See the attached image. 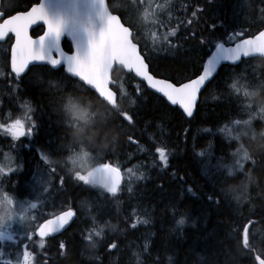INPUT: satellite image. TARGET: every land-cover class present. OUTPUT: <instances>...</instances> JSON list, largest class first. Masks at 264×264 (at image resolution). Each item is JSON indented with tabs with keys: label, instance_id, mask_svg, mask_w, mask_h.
<instances>
[{
	"label": "trees",
	"instance_id": "16d2710c",
	"mask_svg": "<svg viewBox=\"0 0 264 264\" xmlns=\"http://www.w3.org/2000/svg\"><path fill=\"white\" fill-rule=\"evenodd\" d=\"M34 1L10 0L16 10L27 9ZM178 2L172 9L174 13L158 11L156 7L153 12L148 9L150 15L146 18L144 6L139 8L131 0H108L112 11L132 26L135 33L138 27L134 22L138 16L147 23L159 25L149 29L150 39L172 45L174 49L150 54L140 35L137 39L151 72L161 78L174 77L173 82L197 74L206 53L216 42L230 43L228 37L236 31L246 29L256 33L258 28L264 27V14H261L264 0ZM195 5L203 9L199 12L198 23L196 21V38H191L189 29L193 30L188 28L179 43H168L172 38L169 35L171 27L185 21ZM154 12L156 19H153ZM162 16H167V21ZM152 30L165 38L153 40ZM201 38L212 43L201 45ZM65 48L69 50L66 43ZM8 49L9 46L0 45V70L3 72L0 118L5 116L6 109L14 113L29 112L37 119L39 128L33 135L38 145L36 149H40L39 145L45 146L54 162L49 166L40 154L35 153L33 157L26 146L23 153L15 151L0 134V163L9 154L15 159L12 168L20 169L18 160L27 165L25 170L0 177V188L24 196L34 168L42 165L49 172L53 167L56 172L47 181L48 195H52L59 209L72 207L77 211V216L62 233L46 238L45 249L41 250L38 243L33 245L31 242V250L42 253L47 264H156V261L159 264H259L257 255L264 261V140L251 134L244 135L243 124L234 128L239 139L228 136L223 130L257 111L260 118L252 123L259 127L261 122L264 126L261 119L264 111H259L261 104L258 101L262 93L255 97L253 104L245 103L246 100L235 94L231 84L244 77V66L250 64L253 69L249 78L264 79L263 58L252 57L237 65H223L208 90L202 92L190 118L121 68L113 72L119 85V88L115 87L118 94L115 107L65 72L56 77L63 79V83L51 78L53 82L48 92L35 83L37 76L49 79L44 73L23 75L19 84H7L5 76H13ZM244 78L252 84L249 78ZM227 87L231 88V93ZM123 90L127 93L125 99ZM70 99L88 108L92 122L82 131L75 130L65 115L64 108ZM27 103L31 105L19 107ZM127 113L133 115L134 124L126 123L122 118ZM83 144L85 150L97 153L95 160L100 159L101 164L113 163L126 168L140 160L143 165L140 179L130 188L121 184L116 190L90 185L77 169L66 165L65 155ZM158 147L167 152L166 168L153 154ZM142 149L153 155L154 162L143 161L141 154L132 156L133 151L138 153ZM243 149L248 152L247 157H243ZM201 152L206 155L200 156ZM21 187L25 189L24 193L20 191ZM173 205L178 209L174 210ZM135 210L144 214L135 213ZM181 218L185 220L184 225L178 223ZM138 219H147L149 223L132 228ZM61 242L65 244L62 252ZM112 243L115 248L110 247ZM0 248V264H8L13 252L3 248L1 241Z\"/></svg>",
	"mask_w": 264,
	"mask_h": 264
},
{
	"label": "snow or ice",
	"instance_id": "6c2138e0",
	"mask_svg": "<svg viewBox=\"0 0 264 264\" xmlns=\"http://www.w3.org/2000/svg\"><path fill=\"white\" fill-rule=\"evenodd\" d=\"M145 2L152 8L150 0H139V7H143ZM99 5L101 7V18L106 19L105 27L98 35L94 32L90 33L86 51L82 50L80 44L76 41L75 34H71L66 41V46L69 48V51L66 52L64 47H62V40L66 37L65 24L62 20L53 19L48 14L44 0H35V6H30V10L25 9L24 11L14 9L10 0L7 3L5 0H0V40L7 38L15 41L14 46L10 50L11 73L14 81H17L22 75L30 76L34 72L44 73L49 79L46 80L41 76H37L35 83L48 92L53 82L51 78L56 79L60 73L66 72L71 77L78 78L83 84L90 86L97 96H100L97 85L91 82L98 77L101 71L97 63V57L101 54H107L123 56L129 61H135L138 57L142 61V67L134 65L124 69L134 72L137 77L142 78L147 87L161 94L171 105L178 106L187 117L191 118L197 109V101L202 94V90L206 92L213 83L214 78L219 75L218 69L221 62L229 61L234 65L238 64L249 55L256 54L260 42L264 41V27L258 28L256 33L249 32L246 29L236 31L228 37V40L233 42V46H226L224 42H216L214 44L215 50L206 53V59L196 78H188L186 81L177 79L176 82H173L174 77L157 78V76L149 73L148 63L145 62L144 57L138 50L140 40L137 37L141 34V29L137 28V32L133 34L132 26H125L121 22L120 17L110 11V6L106 3V0H99ZM157 7L160 6L157 5ZM115 10L119 11V8L116 7ZM197 11L202 12L203 9L192 11L191 16L193 19L196 18ZM261 14H264V9L261 10ZM149 15V12L145 13L146 18ZM262 22H264V17H262ZM180 23L192 25L193 20L180 21ZM36 27L41 28L43 31L37 39H33L29 35V30H35ZM125 29H127V32H125ZM177 31L178 28H173L169 35L175 37ZM189 31L191 32V38L195 39L197 33L190 29ZM50 41L51 44L49 43ZM211 43V41H206L203 38L200 39L201 45ZM114 66L117 67L118 62L114 61L113 69ZM119 66L124 67L123 65ZM149 78H151V81ZM56 80L61 83L64 82L63 79ZM110 83L114 82L109 80L108 85ZM136 87L139 89V85ZM117 88H119V85H117ZM100 98L103 99V97ZM122 118L126 123L134 124L133 115L127 113ZM0 128H3L6 134L15 141H19L21 138H30L35 132L39 131L38 125L31 115H24L22 118L14 119L11 124L0 125ZM129 141L132 142V137L129 138ZM155 150L159 153V160L163 162V166L166 168L168 155L165 148L158 147ZM199 155L205 156L206 153L201 152ZM42 158L50 166L49 155L44 153ZM108 166L119 167L113 164ZM5 168L10 173L21 170L12 168L10 163L0 165V177L4 176ZM127 171L131 172L132 170L128 169ZM55 172V168L52 167L47 175L50 176ZM132 174L134 175V173ZM44 176L45 173L38 170L34 180L43 179ZM188 191L192 192L190 188ZM192 194L195 195L194 192ZM208 199L212 200V197L209 196ZM172 207L174 210L178 209L177 205ZM31 208H36V205L31 204ZM76 216L77 211L69 207L53 219H46L39 225L32 223V218L31 223L24 226L23 240L31 241L33 245L38 243L39 249L43 250L45 249V238L59 232ZM140 223L148 225L149 221L147 219H138L137 223L132 224L131 227L136 228L137 224ZM178 223L179 225H184L185 220L181 218ZM33 236H36L37 240L34 241ZM14 239L17 244L21 245L22 252V258L15 260V264H47V258L42 253L35 250L29 251V245L22 243L20 238L13 237L11 234L5 237L4 232L0 231V241ZM110 247L115 248L116 245L112 243ZM59 248L62 252L65 244L61 242ZM145 249H147L146 245ZM8 264H13V262L9 261ZM156 264H159V261H156Z\"/></svg>",
	"mask_w": 264,
	"mask_h": 264
},
{
	"label": "rangeland",
	"instance_id": "374dc122",
	"mask_svg": "<svg viewBox=\"0 0 264 264\" xmlns=\"http://www.w3.org/2000/svg\"><path fill=\"white\" fill-rule=\"evenodd\" d=\"M118 2V1H116ZM152 3V8L148 5L147 2H145L146 8H143L145 12H148L150 9V12H153L154 7L159 5L160 7H157L155 10L158 11H168L169 13L172 12V9L174 7V4L178 2V0H150ZM132 4L139 6V0H131ZM179 5L181 4L178 2ZM116 5L121 6L120 4L116 3ZM186 6V5H185ZM140 8V7H139ZM199 9L197 5H195L192 9L189 11V17L186 18V20H193L192 25H186L183 23H175L172 27L178 28L177 35L175 37H172L170 40H168V43H174L177 44L180 41V37L184 35L185 30L188 28H191L193 31L196 32V21L199 18L200 11H197V16L195 19L192 18L191 12L194 10ZM185 12L186 10H182ZM157 13L154 12L153 19H156ZM163 20L167 21V16H162ZM137 22H134L135 25L141 29L140 37L145 44L148 53H153L154 55L162 54L169 52L170 49H174L172 45L169 44H163V42H153L148 34V31L151 27H158L159 25H155L152 23H147V21L143 18H140L139 16L136 17ZM160 37L165 38V35L157 33L155 30L151 31V38L153 40H158ZM246 74L244 77L249 78V72L251 69H253V65H245ZM235 73V72H233ZM1 75V73H0ZM244 77L233 80L231 84L235 85V94L242 97L244 100H246L245 103L253 104L252 102L255 101V97L258 96V94L262 93V96H260L259 104H261V108L259 111H264V79L260 78H249L251 80L250 84ZM230 85H228L229 87ZM227 87V91L231 93V88L229 89ZM231 87V86H230ZM1 91V90H0ZM4 93V92H3ZM126 91L123 90V98H126ZM74 103V104H73ZM20 108H23L22 106H19ZM65 115L70 118V123L72 124V127L77 131H82L84 128L86 129L89 125H91L92 120L89 119V111L88 108H85V106L80 105L78 102H73L71 99L67 101V104L65 106ZM11 112V109H6L4 111L5 118H11L10 124L14 121V119L22 118L19 115H9ZM258 112V111H257ZM257 112H251V115L249 118L240 121L238 123H232L228 126L227 124L221 126L224 127L223 130H225V133L228 136L235 137L239 139V134L234 131L235 125L243 124L244 128L243 131H245L246 134H251L255 137H258L259 139L264 140V126L260 122L257 126V124L252 123L254 119L260 118L258 116ZM3 114V115H4ZM9 115V116H8ZM264 122V117L261 118ZM1 124H7L6 122H0ZM86 125V126H85ZM85 126V127H84ZM0 132L7 136L10 141L12 142V138L6 134L5 130L3 128H0ZM78 142V141H77ZM84 144L77 146L76 149H72L71 152L67 153L65 155L66 159V165H72L73 162H75L73 167L74 169H77L79 173H81L84 177H87L88 179H92L93 175L92 173L94 170L101 165V160L96 159L97 153L88 151L84 149ZM244 148V146H241V149ZM167 153V152H166ZM243 157L248 156V152L243 149L242 151ZM141 154L143 156V161L146 162H154L153 155H151L147 150L142 149L140 152L133 151L132 156H140ZM154 155L157 156L159 159V153L156 152V150L153 152ZM80 155V159H79ZM73 156V157H72ZM9 158H11L9 160ZM59 159V158H58ZM14 157L12 155L6 154L0 165L5 164H11V166L14 164ZM140 161V160H139ZM134 162L131 166H128L123 169L124 179L122 182V185L130 188L133 186L134 182L138 179H140V175L143 173L142 167L143 165L139 162ZM79 164V166L77 165ZM118 164V163H117ZM243 162H240V165H242ZM119 165V164H118ZM42 166V165H41ZM131 169V172H128L127 170ZM39 171L45 173V176L43 179L34 180V177L37 176V172L31 177V179L28 180V190L25 192V189L23 187L20 188V191L24 193V196L20 195H9L5 189L0 188V231H3L5 234V237L8 235H12L13 237L20 238L22 243H27L29 245V251H32L30 249L31 241L23 240V231L24 226H27L31 223L39 225V222H41L45 216L53 214L54 212L58 211L59 208L54 204V200L52 198V195H48V190H50V186H48L47 181L52 179V175L48 176L47 173L44 170ZM8 169L5 168V174H8ZM134 173V175L132 174ZM97 182V181H94ZM99 183H94L92 185L97 186ZM31 204H35L36 208L32 209ZM139 210H135V213H138ZM139 213L142 215L141 211ZM108 226V224H107ZM36 238L33 236V239ZM37 239V238H36ZM3 248H5L8 251L13 252V257L10 258L9 261H12L13 264H15V260L22 258V252H21V245L17 244L15 239L14 240H8V241H1ZM1 249V248H0ZM5 263L6 260H3ZM8 261V262H9ZM7 262V263H8Z\"/></svg>",
	"mask_w": 264,
	"mask_h": 264
},
{
	"label": "water",
	"instance_id": "95a60500",
	"mask_svg": "<svg viewBox=\"0 0 264 264\" xmlns=\"http://www.w3.org/2000/svg\"><path fill=\"white\" fill-rule=\"evenodd\" d=\"M106 3H108V0H106ZM44 4L46 7V10L48 11V14L53 19L62 20L64 22L65 28H66V37L65 38H67V39L70 38L71 34L74 33L76 41L80 44L82 50H84V51H86L88 48L90 33L94 32L98 35L106 25V19L101 18V15H100L101 7L99 5V0H44ZM31 6H35V3L32 4ZM28 10H30V7L28 8ZM110 11H112V10L110 9ZM113 14L118 15L121 19V22L124 23L121 16L118 13L113 12ZM125 26H129V25L125 24ZM31 31H32V29L29 30V35H31ZM125 32H127V29H125ZM37 38H38V36L33 37V39H37ZM4 40H6V38ZM4 40H1V41H4ZM14 43H15V41H13L11 48L14 46ZM49 43L51 44V41ZM226 46H233V43L226 44ZM138 50L140 51V54L144 57L145 62L148 63L145 56L141 52L140 45H138ZM214 50L215 49H213L211 51H214ZM66 52H68V51H66ZM251 57H261L264 59V41L260 42V44L258 46V52L256 54L249 55L247 58H251ZM247 58H245V59H247ZM114 61L118 62V66L117 67L114 66V69H113V62ZM97 63L100 66L101 71H100V74L98 75V77L94 81H91V82H93L97 85L99 92H100L99 98L103 97V99H102L103 101H105L110 106L115 107L117 105V100H118L117 95L118 94H117L116 90L112 87V86H115L117 83V81L113 78V71L116 68H122L125 72L131 73L127 69H124V68L125 67H133L134 65L137 67H142V61H140L138 57L136 58L135 61H129L126 57H123V56H112V55H107V54H101L97 57ZM203 63H204V61H203ZM227 64L234 65L229 61H222L220 68L223 65H227ZM119 65H123L124 67H120ZM235 65H237V64H235ZM148 66H149V64H148ZM219 69H218V71H219ZM132 73L135 75L134 72H132ZM149 73L154 75L150 71V66H149ZM198 74H199V72L197 74L193 75L192 77H189V78L194 79V78H196V76ZM68 75H70V74H68ZM73 78H75V77H73ZM137 78L142 80V78H140V77H137ZM157 78H161V77H157ZM75 79H77L79 81L78 78H75ZM187 79H185V81ZM109 80H112L114 83H110L108 85ZM149 80L151 81V78H149ZM85 86H87V85H85ZM87 87L91 89L90 86H87ZM147 88L149 90L153 91L149 87H147ZM91 90H93V89H91ZM153 92H155V91H153ZM202 92H203V90H202ZM158 95L162 96L161 94H158ZM200 97L197 101V105L199 103ZM164 99L166 100V98H164ZM167 103L170 104V102H168V101H167ZM171 106H174V105H171ZM184 115L186 116L185 113H184ZM108 165L109 164H106V165L100 167L99 169H97L94 173V177L96 179L100 180L101 182L107 184L111 189H115L118 185H120L121 180H122L121 170L118 167H109ZM64 211H66V210H64ZM59 214H57V215H59ZM54 217H51L49 219H53ZM70 222L67 225H65V227L57 233L62 232L70 224ZM247 231H248V225L246 226V228L244 230L245 241L247 240ZM57 233H54L52 235H55ZM256 257L258 259L259 264H264V261L258 255Z\"/></svg>",
	"mask_w": 264,
	"mask_h": 264
},
{
	"label": "flooded vegetation",
	"instance_id": "af4514ba",
	"mask_svg": "<svg viewBox=\"0 0 264 264\" xmlns=\"http://www.w3.org/2000/svg\"><path fill=\"white\" fill-rule=\"evenodd\" d=\"M42 31L43 30L41 28H38L36 30V33L33 31L32 34L34 36H36V35L42 33ZM12 40L13 39H7L5 42H0V45H4V46H7V47L9 46V49H8L9 56H10V46H11ZM66 41L67 40H63V46L66 43ZM6 73H9V71H6ZM22 76L17 81H14L13 76H10V77L9 76H5V79L4 80H5V82L7 84L16 85V84H19V82L21 81ZM30 105L31 104L27 103L26 105H21V106L29 107ZM10 119L11 118H0V122H6L7 124H10ZM32 119L37 124V119L34 118V117H32ZM0 125H3V124L0 123ZM7 142H8V144H10L13 147V149L15 151H17L19 153H23V148H24V146H26V147H28L30 149L32 156L35 155V153H37V154H40L41 157H43V154L44 153H47L49 155V162L51 160L52 154L51 153H48V151L46 150L47 148L45 146L39 145L40 149L39 150L36 149V147H38V145H36V142L34 141V138H32V136L30 138H21V140H19V141H15V140L12 139V144H11V141L9 139L7 140ZM33 143H35V144H33ZM18 162H19V164H21V166H20V169L21 170H19V171L25 170L27 168V165H26V163L24 161L18 160ZM32 166H34V164L31 165V167ZM67 166H68V164H67ZM39 169L40 170L42 169V170H44V171L47 172V168H44V167H41V166L40 167H37L36 166V168H34L33 173L35 174Z\"/></svg>",
	"mask_w": 264,
	"mask_h": 264
},
{
	"label": "bare ground",
	"instance_id": "6f19581e",
	"mask_svg": "<svg viewBox=\"0 0 264 264\" xmlns=\"http://www.w3.org/2000/svg\"><path fill=\"white\" fill-rule=\"evenodd\" d=\"M150 71H151V70H150ZM112 164H113V163H112ZM118 188H119V186H118ZM116 189H117V188H116ZM116 189H115V190H116ZM115 190H112V191H115ZM71 208H72V207H71Z\"/></svg>",
	"mask_w": 264,
	"mask_h": 264
}]
</instances>
